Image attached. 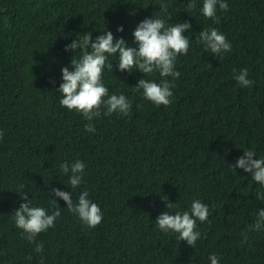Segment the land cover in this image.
I'll return each instance as SVG.
<instances>
[{
  "label": "trees",
  "instance_id": "trees-1",
  "mask_svg": "<svg viewBox=\"0 0 264 264\" xmlns=\"http://www.w3.org/2000/svg\"><path fill=\"white\" fill-rule=\"evenodd\" d=\"M0 0V264H264V230H248L264 208V192L250 173L235 169L244 150L264 157V0H226L219 23L202 14L203 0ZM166 4L167 12L160 9ZM166 24L190 21V48L176 60L180 76L173 103L155 106L135 85L143 73L121 72L110 56L103 83L109 94L131 101V117L113 113L92 121L60 106L61 69L81 52L65 46L87 32L93 40L111 31L133 44V31L146 17ZM123 26V31H117ZM217 28L232 51L214 56L198 43L200 31ZM247 69L251 88L234 78ZM159 83V73L144 76ZM171 79V78H168ZM54 81V83H53ZM82 160V183L71 188L60 164ZM71 192L73 203L87 190L103 213L87 228L56 198L52 188ZM27 193L33 206L59 207L55 227L38 234L42 253L22 238L14 211ZM164 198V199H162ZM168 198V199H167ZM208 205L201 238L192 248L156 227L174 203ZM244 234L247 239L245 241ZM31 256L32 259H28Z\"/></svg>",
  "mask_w": 264,
  "mask_h": 264
},
{
  "label": "clouds",
  "instance_id": "clouds-1",
  "mask_svg": "<svg viewBox=\"0 0 264 264\" xmlns=\"http://www.w3.org/2000/svg\"><path fill=\"white\" fill-rule=\"evenodd\" d=\"M217 6L223 12L229 10L226 0H203L202 14L206 19L219 23ZM167 5L161 3L160 9L167 12ZM195 8V0H190L187 9ZM192 27L190 21L166 24L163 18L146 17L140 21L134 29L133 44L129 46L125 38H116L111 31H102L93 40L91 33L87 32L82 38L74 39L65 46V51L80 50L79 58L72 56L70 64L61 69L62 83L58 92L61 97L60 106L69 111L75 110L85 120L84 125L87 132H95L92 123L94 118L101 115V109L106 108L104 115L116 113L121 116L131 117V101L124 94H109V88L103 83L105 68L113 71V64L109 61L110 56H118L117 68L121 72L131 73L137 70L143 73L135 85L136 91L143 90V96L155 106L168 107L173 103L175 80L180 73L176 70V60L180 55H187L190 48L189 38L185 35ZM117 31L122 32L123 26H118ZM198 43L203 44L205 50L214 56L222 57L224 53L232 51V45L225 35L217 28H205L199 33ZM159 73V83L154 80L144 79V76H151ZM235 80L243 87L251 88L255 83L249 79L247 69H241L238 73L233 70ZM171 78V79H168ZM54 83V81H53ZM3 138V131H0V139ZM235 169H243L250 173L252 179L264 188V157L256 158L253 150H244L235 165ZM86 164L82 160H75L71 163L60 164V171L69 177V186L76 188L82 183ZM51 203L57 205V199L66 202L69 212L76 214L82 223L89 229H94L102 223L103 213L100 206L89 198L87 190L81 192L78 202L73 203L71 192L60 188H52L50 192ZM26 201L19 205L14 211L15 226L21 230L22 238L34 243V252L42 253L43 242H37L38 234L55 227V221L61 215L59 207L49 214V210L41 206H33L27 193L21 196ZM164 199V198H162ZM168 199V198H167ZM257 199L264 201V192L257 193ZM165 200V199H164ZM167 209H177L174 214L168 211L161 213L155 220L156 227L168 234H176L178 239L186 241L192 248L196 247L201 233L197 230V221L206 222L210 215L208 205L200 200H194L189 210H178L179 206L174 203H166ZM248 230H264V208L255 213L254 223L248 226ZM245 241L247 239L244 234ZM28 259H32L31 256ZM211 264H219L220 258L215 254L209 256ZM43 264V258H41Z\"/></svg>",
  "mask_w": 264,
  "mask_h": 264
}]
</instances>
